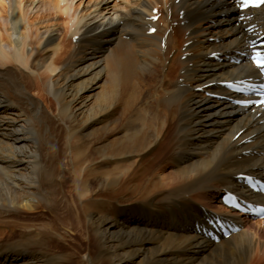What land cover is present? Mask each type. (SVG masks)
I'll list each match as a JSON object with an SVG mask.
<instances>
[{
	"label": "bare ground",
	"instance_id": "6f19581e",
	"mask_svg": "<svg viewBox=\"0 0 264 264\" xmlns=\"http://www.w3.org/2000/svg\"><path fill=\"white\" fill-rule=\"evenodd\" d=\"M35 1L0 0V264H264V220L213 205L223 191L264 204L245 178L264 181V104L240 105L220 85L258 78L250 42L264 35V5L123 0L121 28L82 24L68 0H39L45 13L32 17ZM70 10L78 40L66 49L51 20ZM156 73L146 120L128 86ZM67 200L83 252H66L71 235L54 225L14 221ZM219 220L238 231L213 240Z\"/></svg>",
	"mask_w": 264,
	"mask_h": 264
},
{
	"label": "rangeland",
	"instance_id": "374dc122",
	"mask_svg": "<svg viewBox=\"0 0 264 264\" xmlns=\"http://www.w3.org/2000/svg\"><path fill=\"white\" fill-rule=\"evenodd\" d=\"M26 1L27 0H24V3ZM101 1L102 0H68V2L66 4H68L69 6L74 7L75 9L77 8L79 14L85 17L83 22H82V24L100 25V24H108L110 21H113L114 23L115 22L118 23V25H120L121 28L124 27L123 21L121 20V16L126 15L127 12L130 11L129 9H126L125 2H123V0H114V1L108 0V3H109L108 5H105V4L103 5V3H102V10L99 13V12L95 11V5L97 3H99V2H101ZM150 1L151 2H155L156 0H150ZM59 2H60V0H52V3H54V4H57ZM130 3L133 6L134 4H136V0H130ZM45 5H49L48 2L45 3ZM60 6L63 7L64 4L61 3ZM105 7H107V8H105ZM133 7L135 8L136 6H133ZM28 10H29V15H31L32 17H37V15L40 16L41 14L45 13V6H43V4L39 0H36L35 4L32 7H30ZM153 10H159V9H158V7H155V9H153ZM153 10L150 11L151 12L150 15L151 14L155 15L153 13ZM160 12L161 11L159 10V13ZM72 13H73V10H72V12L70 10L68 14L57 13V15H55L53 17V19L51 20V22L53 24L55 22L58 23V25L55 24L54 27H53V24L51 25L52 28H53V29L51 28V30H50V31L53 30L52 35L56 36L59 39V42L64 44L66 49H70V48L74 47L75 45H77V44H75V42L78 40V36L72 38V35L69 33L71 25H72L71 24L72 21L70 20L69 17L71 15H73ZM162 14H163V12H162ZM236 14L237 13H232L230 16L232 18H234L236 16ZM161 19H162V15H160V18L158 20H161ZM67 23H68V25H67ZM227 27H228L227 23L223 25V27L221 29L223 34H228L229 33V28H227ZM124 35L125 34L122 33L120 36H122L125 40H128L127 37H125ZM112 47H113L112 49H115L117 47V45L114 44V45H112ZM28 50L30 51L31 49L28 48ZM175 69H176V71L178 70L177 67ZM180 72H183L182 68L180 69ZM172 74L174 75L175 71H174V73L172 72ZM145 76H147V78ZM145 76H143L142 78L145 81L147 80L148 82L152 81V83L150 82L149 85H148V83L145 85L143 83L141 77L139 76V78H137V80H136V78L133 80L134 81L133 83L129 82L130 84L128 86V90L131 93L129 91H126L125 95L126 94L127 95L126 96L124 94L123 95L126 97V98H124L125 101H127V98H128V101L130 100V98H132V100L135 102L136 100L134 99V97L137 94L138 100L142 101L140 103V106H142L141 108H142V113H143L142 115L143 116H141V114H140V116L142 118L146 116V120H147L148 119L147 116L149 115V113L150 114H151V112H152V114L155 113V108L154 107L152 108L150 103H151V96L154 95V90H153L154 89V85L153 84L157 80V78L159 77V74L157 75V73H156L155 75H153V77L155 76L154 78L150 77L148 74H145ZM140 81H141V85L139 84ZM104 83H105V81L102 82V85H104ZM134 84H136V85L135 86H131V85H134ZM133 87L136 89V91L134 90ZM129 88H131V90ZM95 91H97V90H95ZM136 92H138V93H136ZM46 95H48L50 98H52L54 100V98H53V96L51 94L47 93ZM124 99H123V96L121 95V98H119V101H117V106H118V104H119V106L117 107V112H116V114L114 116L115 119L119 117L118 119L121 120V121H119L118 119H116V120H118V124H120L121 127H122V124L125 122L124 114L125 113L127 114V112L124 110V109H127L126 102L124 101ZM144 109H145V111H144ZM123 110L125 112H123ZM116 124H117V121H116ZM118 131L119 130H117V127H116L114 132L117 133ZM165 157H167V155ZM166 161H168V160L164 159L163 161L159 162L158 166L160 167L161 166L160 164L163 163V162L165 164H167ZM158 166H157V168H158V170H160V168ZM166 173H168V172H166ZM156 175L157 174H155V176ZM66 186H67L66 189L68 188L67 190H71L72 189V191H73V185H72L71 182H68V184ZM223 193L224 192H221V194H219L217 197H215V199H213V205L214 206H218L220 209H223L225 207V206L222 205V202H221V200H222L221 199L222 198L221 195ZM66 194H68L67 196L70 199L69 193H66ZM187 197L188 196H186V198ZM71 206L72 205H71V201L70 200L63 201V202H61L60 206L58 208H56V210L53 213L44 210L45 212H41L40 211L38 213H33V214H23L22 215L23 217L20 216L19 219H15L14 221H16L17 223L19 222V224L21 226H23V227L24 226L40 227V226H45L46 224L48 226L49 225H54L56 227V231H58V232L60 231L59 233H65L67 231L71 235V238H69L68 240L62 242L66 252L72 253V254H73V252H76V253L77 252H83L85 250L86 241H84L83 236L80 235L79 232L75 231L76 227L73 226L74 219H73V217L71 216V213H70L71 212V210H70ZM249 221H250V223L251 222H256V223L260 222V221H255V220H252V219H249ZM10 225H12V224H10ZM12 226H10V229L13 230V229L16 228L15 229L16 232L19 231V228L15 227L14 225H12ZM12 241H15V239H9V242H12ZM258 256L260 257L261 253H259ZM79 260H80L79 255H77V256H75V257H73L71 259L73 264H78Z\"/></svg>",
	"mask_w": 264,
	"mask_h": 264
},
{
	"label": "snow or ice",
	"instance_id": "6c2138e0",
	"mask_svg": "<svg viewBox=\"0 0 264 264\" xmlns=\"http://www.w3.org/2000/svg\"><path fill=\"white\" fill-rule=\"evenodd\" d=\"M240 4L247 6L249 4V0H240ZM259 4H264V0H259L258 4L255 6H259ZM256 66L258 69L264 70V58H261L260 53L256 54Z\"/></svg>",
	"mask_w": 264,
	"mask_h": 264
}]
</instances>
